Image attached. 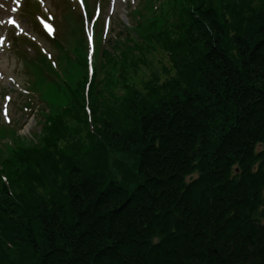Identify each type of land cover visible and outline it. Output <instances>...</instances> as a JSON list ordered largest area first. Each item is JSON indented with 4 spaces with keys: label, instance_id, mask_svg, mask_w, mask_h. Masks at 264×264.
<instances>
[{
    "label": "trees",
    "instance_id": "1",
    "mask_svg": "<svg viewBox=\"0 0 264 264\" xmlns=\"http://www.w3.org/2000/svg\"><path fill=\"white\" fill-rule=\"evenodd\" d=\"M226 4L144 0L130 13V25L119 20L123 30L102 50L87 91L79 21L75 50L82 60L65 56L63 84L51 82L45 61L33 63V86L52 87L56 103L41 112V132L32 140L12 131L0 143V260L30 259L37 245L34 264H264V8L246 32L231 37L236 56L226 48ZM139 33L170 43L180 64L196 58L197 90L176 89L167 100L138 108L128 97L135 88L122 47L134 48ZM119 82L118 99L136 112L130 131L102 119ZM69 120L74 129L89 125L92 143L103 144L106 156L111 148L132 155L135 181L108 180L101 168L88 174L70 158L66 206L19 192L13 181H43L36 171L52 164L57 132L69 133ZM36 227L40 242L8 238L9 228Z\"/></svg>",
    "mask_w": 264,
    "mask_h": 264
},
{
    "label": "rangeland",
    "instance_id": "2",
    "mask_svg": "<svg viewBox=\"0 0 264 264\" xmlns=\"http://www.w3.org/2000/svg\"><path fill=\"white\" fill-rule=\"evenodd\" d=\"M47 1L53 12H55L58 23L62 26V23L65 22V5L63 0ZM93 2L94 0H92V3ZM226 3L227 4L224 6V16L227 21L226 28L229 38L227 39L226 48L231 54L237 56V51L232 41L233 38L231 37L235 35V31L239 33V30L241 33H244L247 30V26H252L256 11L264 8V0H226ZM123 12H125V6L118 2L113 19L121 16ZM113 28L115 32L120 29L116 22ZM132 41L134 42V48L124 45L122 50L128 54V59L126 61L128 83L135 88L133 89L134 94L131 93L128 97L131 98V100H135L138 108H141L145 104H159L162 102L164 96L165 100H167V96L175 93L174 90L176 89L184 90L188 87H192V90H197V88L193 89L196 87L193 77L197 73L196 67L199 65L196 58L185 56L183 63L180 64L177 54L175 53L176 50H174L173 55L168 51L170 43L164 44L156 38H148L141 33H139V35L136 34V37L134 36ZM14 42L16 45H19V41L14 40ZM54 51L57 54L55 48ZM116 55L118 56V53H116ZM2 66L8 74L16 76V80L22 87L29 86L28 82L31 81V77L26 71L23 61L18 56V51L16 53L11 52L4 54L2 56ZM148 81L150 82L147 84ZM0 84L13 89L6 80L0 81ZM49 89H51L50 86L46 87L43 91L50 100V103L54 104L56 100L50 94L51 92ZM112 89L114 90L112 94L117 97L110 98L109 101H107L106 104H110L103 109L102 119L106 118L115 130L120 132L130 131L133 127V121H135L132 120V116L136 115V112L131 111L132 108L128 107L127 103L129 101L125 102L124 100L120 101V99H118V96L124 91L120 82L117 83L116 86H113ZM13 95L14 100L12 105H14L17 113L15 118L19 120V125L16 127L19 128L20 135L24 136L26 139L32 140V134H34L35 131L38 130L39 133L41 132L38 122L36 121V118L39 117L37 110L39 107H45V104L41 103L38 97L33 98L32 100L35 101V110L31 114L29 109L25 110L23 107L22 109L19 107L17 108L18 103L21 104V100L24 99V96L19 95L18 98H16L18 95L16 90H14ZM0 101H2V92H0ZM128 113L129 117L127 115ZM69 121V133L64 131H62L63 133L60 131L57 132L55 147L53 148V153L55 155L52 157L54 158L52 164L49 168L47 166L42 168V170H40L41 173L36 171L38 179L43 181L40 184H37L36 181L24 184L21 182L19 186L18 182L14 183L13 181L15 188L19 192H22V190L25 193L28 192V199L33 201L38 202L43 199L49 203L55 202L58 205L66 206V186L68 181L65 178V173L67 172L64 170L66 161L70 158L83 167L88 174H91L92 171H96L97 173L98 171L101 172L99 169L101 168L108 180H125L129 183L135 181L136 164L135 158L132 155L111 148V150L108 149L109 153L107 152L108 156H106L104 151L107 150H105L103 144L97 142L92 143V137L87 133L89 132V125L88 127L81 125V128L74 129L75 125L73 124L75 123H73L72 120ZM101 123V119H97L95 126L99 128L101 127ZM89 124H92V121ZM74 130L81 131L75 133ZM101 134L103 135V133ZM40 135H42V133ZM2 178L7 180L5 175H3ZM20 179L24 180L22 177ZM7 183L9 184V182ZM29 192L32 195H30ZM39 230L40 228L37 227L31 228L30 232L26 229L14 231L13 228H9L8 238L14 239L15 237L21 240L23 235L27 243L40 242ZM0 233H2V231H0ZM9 241L19 245H25L19 241ZM8 246V244L5 245L4 249H6V252L11 256L13 251L9 249L10 246L9 248ZM36 249L37 245L34 247L35 254L30 259L17 257L10 261L4 258L0 260V264H34L38 257Z\"/></svg>",
    "mask_w": 264,
    "mask_h": 264
},
{
    "label": "snow or ice",
    "instance_id": "3",
    "mask_svg": "<svg viewBox=\"0 0 264 264\" xmlns=\"http://www.w3.org/2000/svg\"><path fill=\"white\" fill-rule=\"evenodd\" d=\"M11 23L15 24L16 21L13 20V21H11ZM45 26H46L47 30H48L50 33L54 32V29H53L52 25L46 23ZM2 42H3V41H0V43H2Z\"/></svg>",
    "mask_w": 264,
    "mask_h": 264
}]
</instances>
